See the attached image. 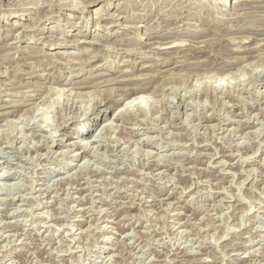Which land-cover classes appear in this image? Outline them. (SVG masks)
Here are the masks:
<instances>
[{
  "label": "rangeland",
  "instance_id": "obj_1",
  "mask_svg": "<svg viewBox=\"0 0 264 264\" xmlns=\"http://www.w3.org/2000/svg\"><path fill=\"white\" fill-rule=\"evenodd\" d=\"M80 1L0 0V264H264V0Z\"/></svg>",
  "mask_w": 264,
  "mask_h": 264
},
{
  "label": "bare ground",
  "instance_id": "obj_2",
  "mask_svg": "<svg viewBox=\"0 0 264 264\" xmlns=\"http://www.w3.org/2000/svg\"><path fill=\"white\" fill-rule=\"evenodd\" d=\"M65 1V5H69L71 8H75V7H78V3H81V1L79 0V1H67V0H64ZM96 1V0H95ZM83 2V1H82ZM94 2V1H93ZM57 4V3H56ZM93 4H95V2L93 3ZM52 6V5H51ZM63 7V6H62ZM84 7V6H83ZM29 28V27H28ZM180 39V38H179ZM235 41V40H234ZM246 41V40H245ZM160 43H162V42H160ZM175 43V42H174ZM159 44V43H158ZM162 44H164V43H162ZM166 44V43H165ZM173 45V44H172ZM174 46H176V44L174 45ZM173 46V47H174ZM159 47V46H158ZM157 47V48H158ZM172 47V46H171ZM264 67V66H263ZM262 72V71H261ZM255 74V73H254ZM238 76V75H237ZM142 87V86H141ZM144 87H146L145 85H143V88ZM148 87V86H147ZM252 87V86H251ZM52 89V88H51ZM129 89V88H128ZM132 89V88H131ZM147 89V88H146ZM143 90V92H144V89H142V88H139V87H134V89H132L131 91H129L128 90V92H130V95L127 97V98H124V101L122 102V103H120L119 105H122V106H120L119 108H118V110H119V113L117 114L118 116H122L123 114H124V112L125 111H127V110H130L132 107H140L141 105H142V99L140 100V96H141V94H140V91H142ZM148 90V89H147ZM258 91V90H257ZM54 92V91H53ZM94 93V92H93ZM256 93V92H255ZM129 94V93H128ZM127 94V95H128ZM72 95V94H71ZM179 95V94H178ZM87 96V95H86ZM92 96H93V94H88V100L84 103L85 105H87V107L89 108V107H91L92 109H95V110H93L94 111V113L96 112V116L97 115H99L100 113H105V111H106V109H104V108H102L101 107V105H102V102L103 101H101V99L102 98H93L92 99ZM112 96V95H111ZM234 96V95H233ZM58 97V96H57ZM102 97V96H101ZM142 97H143V95H142ZM232 97V96H231ZM242 98V97H241ZM180 99L181 98H179V101H180ZM74 100V99H73ZM81 100V99H80ZM182 100V99H181ZM189 100V99H188ZM45 101V100H44ZM196 101V100H195ZM245 101V100H244ZM259 101V100H258ZM74 102V101H73ZM110 102V101H109ZM117 103H119L120 101H116ZM132 102H133V104H132ZM26 103V102H25ZM42 103V102H41ZM181 103H183V101L181 102L180 101V104ZM22 104V103H21ZM131 104V105H130ZM25 105V104H24ZM29 105V104H28ZM89 105V106H88ZM100 105V106H99ZM103 105H106V103H103ZM207 105V104H206ZM225 105V104H224ZM15 106V105H14ZM38 106V105H37ZM199 107V106H198ZM38 107H34L33 108V111L34 112H37V109ZM87 108V109H88ZM111 108V110H110V112L112 111V109L114 108L113 106L112 107H110ZM116 108V107H115ZM122 108H125V109H122ZM203 108V107H202ZM226 108V107H225ZM76 109H77V107H76ZM91 109V110H92ZM174 109V108H173ZM30 110H31V108H30ZM46 110V109H45ZM48 110V109H47ZM82 110V109H81ZM116 110V109H115ZM32 111V112H33ZM88 111V110H87ZM86 111V112H87ZM7 112V111H6ZM15 111H9V112H7V114H11V113H14ZM72 112V111H71ZM93 113V112H92ZM195 113V112H194ZM42 114V113H41ZM250 114V113H249ZM256 114V113H255ZM45 115V114H44ZM107 115H109V114H106L105 115V117L107 118ZM205 115H207V114H205ZM210 115V114H209ZM3 117V116H2ZM78 117V116H77ZM211 117V116H210ZM209 117V118H210ZM29 118V117H28ZM67 118V117H66ZM70 118V117H69ZM120 118V117H119ZM190 118V117H189ZM40 119H41V117H40ZM44 119H45V117H44ZM159 119V118H158ZM49 120V119H48ZM107 119H104L103 121L105 122ZM144 120V119H143ZM166 120V119H165ZM39 122V121H38ZM182 123V122H181ZM24 124V123H23ZM60 124V123H59ZM235 124V123H234ZM137 125V124H136ZM152 125V124H151ZM162 125V124H161ZM105 126V125H104ZM110 126H108L107 124H106V129H108ZM127 127V126H126ZM215 127V126H214ZM112 128V127H111ZM217 128V127H216ZM131 129V128H130ZM193 129V128H192ZM223 130V129H222ZM171 132V131H170ZM189 132V131H188ZM176 133V132H175ZM229 133V132H228ZM113 134V133H112ZM172 134V133H171ZM235 134V133H234ZM253 134H255V133H253ZM24 135V134H23ZM229 135V134H228ZM73 136V135H72ZM98 136V135H97ZM158 136H160V135H158ZM217 136V135H216ZM255 136V135H254ZM108 137V136H107ZM194 137V136H193ZM258 137V136H257ZM22 139V138H21ZM28 139V138H27ZM162 139V138H161ZM56 140V139H55ZM168 140V139H167ZM170 140V139H169ZM174 140V139H173ZM45 141H46V139H45ZM78 141V140H77ZM84 141V140H83ZM79 142V141H78ZM93 142V141H92ZM139 142V141H138ZM174 142V141H173ZM212 143V142H211ZM9 144V143H8ZM72 144V143H71ZM83 144V143H82ZM222 144V143H221ZM41 145V144H40ZM74 145H76V146H79L80 145V147H81V143L79 142V143H73L72 144V146H74ZM119 145V144H118ZM121 145V144H120ZM84 146V148H85V145L83 144L82 145V147ZM87 146V145H86ZM138 146V145H137ZM231 146V145H230ZM244 146V145H243ZM95 147V146H94ZM234 147V146H233ZM48 148V147H47ZM88 148V147H87ZM218 148V147H217ZM119 149V148H118ZM1 150V149H0ZM68 150H70V149H68ZM143 150V149H142ZM18 151V150H17ZM56 151V150H55ZM23 152V151H22ZM86 152V151H85ZM115 152V151H114ZM247 153V152H246ZM65 154V153H64ZM108 154V153H107ZM170 154V153H169ZM47 155V154H46ZM43 156V155H42ZM98 156V155H97ZM124 156V155H123ZM247 156V155H246ZM105 158V157H104ZM157 158V157H156ZM15 160V159H14ZM245 160V159H244ZM243 160V161H244ZM89 162V161H88ZM229 162V161H228ZM90 163V162H89ZM254 163V162H253ZM221 164V163H220ZM36 165V164H35ZM86 165V164H85ZM142 165V164H141ZM223 165V164H222ZM247 165V164H246ZM39 166V165H38ZM11 168V167H10ZM142 168V167H141ZM189 170V169H188ZM247 170V169H246ZM2 171V170H1ZM83 171V170H82ZM242 171V170H241ZM148 172V171H147ZM233 172V171H232ZM144 173V172H143ZM157 173V172H156ZM3 173L2 172H0V175H2ZM28 174H29V172H28ZM82 174H83V172H82ZM99 175V174H98ZM209 175V174H208ZM87 177V176H86ZM167 177V176H166ZM102 178V177H101ZM100 178V179H101ZM112 178V177H111ZM172 178V177H171ZM30 179V178H29ZM65 179V178H64ZM258 180V179H257ZM80 182V181H79ZM17 183V182H16ZM120 184V183H119ZM257 184V183H256ZM4 185V184H3ZM6 185V184H5ZM174 185V184H173ZM20 186V185H19ZM24 186V185H23ZM52 186V185H51ZM237 186V185H236ZM4 187V186H3ZM66 187H68V186H66ZM65 187V188H66ZM80 187V186H79ZM241 187V186H240ZM20 188V187H19ZM82 188V187H81ZM15 189V188H14ZM124 189V188H123ZM254 189V188H253ZM83 190V189H82ZM21 192V191H20ZM66 192V191H65ZM89 192V191H88ZM139 192V191H138ZM142 192V191H141ZM251 192V191H250ZM55 193V192H54ZM196 193H197V191H196ZM136 194V193H135ZM152 194V193H151ZM67 195V194H66ZM109 195V194H108ZM85 196V195H84ZM67 198V197H66ZM157 198V197H156ZM113 199V198H112ZM232 199V198H231ZM94 200V199H93ZM105 200H107V199H105ZM161 200V199H160ZM46 201V200H45ZM174 201V200H173ZM100 202V201H99ZM180 202V201H179ZM172 203V202H171ZM24 204V203H23ZM230 206V205H229ZM32 207V206H31ZM91 207V206H90ZM165 207V206H164ZM250 207V206H249ZM71 208V207H70ZM202 208V207H201ZM19 209V208H18ZM65 210V209H64ZM69 210V209H68ZM99 210V209H98ZM166 210V209H165ZM44 211V210H43ZM103 211V210H102ZM247 211V210H246ZM148 213V212H147ZM35 214V213H34ZM48 214V213H47ZM137 216V215H136ZM168 216V215H167ZM56 217V216H55ZM75 217V216H74ZM191 217V216H190ZM225 218V217H224ZM48 220V219H47ZM84 220V219H83ZM173 220V219H172ZM70 222V221H69ZM198 222V221H197ZM64 224V223H63ZM69 225V224H68ZM131 225V224H130ZM153 226V225H152ZM196 226V225H195ZM10 227V226H9ZM57 227V226H56ZM119 227H120V225H119ZM215 227V226H214ZM90 228V227H89ZM123 228V227H122ZM214 229V228H213ZM72 230V229H71ZM98 230V229H97ZM156 230V229H155ZM182 230V229H181ZM187 231V230H186ZM181 232V231H180ZM135 233V232H134ZM15 234V233H14ZM74 234V233H73ZM72 235V234H71ZM226 235V234H225ZM31 236V235H30ZM95 236V235H94ZM97 236V235H96ZM105 238V237H104ZM116 238V237H115ZM42 239V238H41ZM79 239V238H78ZM81 239V238H80ZM183 239V238H182ZM96 240V239H95ZM45 241V240H44ZM63 241V240H62ZM209 242V241H208ZM4 244V243H3ZM50 244V243H49ZM48 244V245H49ZM158 244V243H157ZM60 245V244H59ZM39 246V245H38ZM63 246V245H62ZM74 246V245H73ZM77 246V245H76ZM120 246V245H119ZM165 246V245H164ZM206 246V245H205ZM68 247V246H67ZM81 246H79V248H80ZM185 247V246H184ZM207 247V246H206ZM61 248V247H60ZM76 249V248H75ZM157 249V248H156ZM256 249V248H255ZM166 252V251H165ZM256 252V251H255ZM133 253V252H132ZM245 253V252H244ZM200 255V254H199ZM216 255V254H215ZM116 256V255H115ZM118 256H121V255H118ZM126 257V256H125ZM139 257V256H138ZM203 258V257H202ZM36 261V260H35ZM70 261V260H69ZM130 261V260H129ZM134 261V260H133ZM217 261V260H216ZM8 262V261H7ZM249 262V261H248ZM54 263V262H53ZM104 263V262H103ZM106 263V262H105ZM130 263V262H129ZM181 263V262H180ZM209 264V263H208Z\"/></svg>",
  "mask_w": 264,
  "mask_h": 264
}]
</instances>
